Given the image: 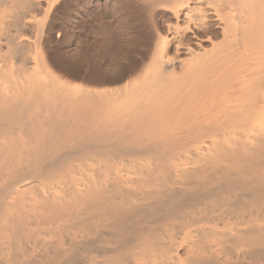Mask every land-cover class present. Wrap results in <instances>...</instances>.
<instances>
[{
	"label": "bare ground",
	"instance_id": "bare-ground-1",
	"mask_svg": "<svg viewBox=\"0 0 264 264\" xmlns=\"http://www.w3.org/2000/svg\"><path fill=\"white\" fill-rule=\"evenodd\" d=\"M0 264H264V0H0Z\"/></svg>",
	"mask_w": 264,
	"mask_h": 264
}]
</instances>
